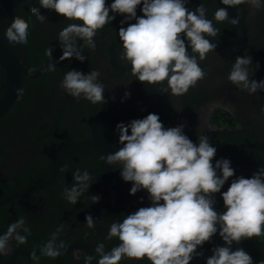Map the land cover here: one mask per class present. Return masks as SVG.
Instances as JSON below:
<instances>
[{"label":"flooded vegetation","instance_id":"flooded-vegetation-1","mask_svg":"<svg viewBox=\"0 0 264 264\" xmlns=\"http://www.w3.org/2000/svg\"><path fill=\"white\" fill-rule=\"evenodd\" d=\"M107 2L110 5L113 0ZM259 2L264 6V0ZM201 3L207 8V18L219 29L217 37L206 38L218 43V47L199 62L206 73L205 78L181 96L172 95L170 90L165 91L166 81L147 85L136 80L131 74V65L119 59L122 43L118 30L123 16L117 15L111 24L98 31L94 38V50L86 45L82 47V53L86 56L84 62L75 58L59 61L62 50L58 33L69 23L82 22L67 20L53 10L41 8V14L47 17L41 23L30 12L31 7H39V0H27L21 6L10 9L6 17L1 19L0 32L5 41L13 50V46L16 49L23 47L31 54V62L25 63V66L22 64L27 72L22 73L20 97L0 116V194L10 190L0 199L33 184L47 181L52 174L53 177L43 186L15 194L0 203V234L5 233L9 225L21 217L25 220V227L30 229V234L19 230L22 235H27V242L18 244L14 239L11 240L10 252L8 255H0V264H57L56 258L40 255V246L52 239V234L61 225L63 229L58 234L57 244L61 240L65 243L84 242L94 246L103 243L105 251H110L117 238L105 239L111 223L115 221L112 215L109 172L119 212L150 206L146 191L130 195L132 183L125 182L121 177L122 165H108L102 159L104 154L93 143L79 144L59 151L73 141L90 139L92 130L104 114L122 112L145 117L149 113H156L161 116V122L166 128L186 125L184 133L194 143H199L200 135H206L212 146L217 148L215 160L227 158L235 170V176L229 178L221 192L227 191L232 179L241 175L250 178L253 172L264 166V90L249 95L227 79L236 56L250 55L253 58L250 79L264 81V7L255 9L248 3L231 7L223 5L222 0H188L187 7L195 11ZM220 7L233 13L229 15L230 19L238 17L242 26L233 25L228 20L217 22L214 14ZM141 8L142 5L138 6L137 16L143 15ZM16 16L29 23L28 37L31 44L21 45L7 40L5 33ZM78 43L84 44L83 41ZM224 45L230 48L237 45L242 47L231 51L223 48ZM49 47L53 49V60L45 55V49ZM19 59L22 63V59ZM49 63L56 64L55 71L47 70ZM72 69L84 73L99 71L98 79L105 86L107 103L92 104L65 93L60 83L65 73ZM23 74L29 80H23ZM146 88L159 95L161 100L148 96ZM125 92L131 93V97L126 100ZM118 123L121 122L101 123L97 130L100 129L101 134L119 148L116 132ZM85 145H91L98 153L91 148H85L84 152L76 150ZM109 152L111 151L106 154ZM77 166L83 167L82 171L89 172L91 186L74 205L64 198L63 192L74 183L72 174ZM30 180L34 182L14 190L15 182L29 183ZM92 195L100 196L98 203H94ZM141 197L144 198L143 203ZM215 199L217 211H224L221 194H215ZM88 214L93 216L94 228L86 226ZM222 242L217 233L198 251ZM239 247H243L253 257L254 264L264 259V235L243 240L239 245L234 242L232 245L233 250ZM33 250L39 256L38 262L31 258ZM86 255L93 257L91 264H97L99 256L96 250L88 246L62 249L60 264H85ZM211 255L196 264H206V259ZM120 264L151 262L147 258L142 261L124 258Z\"/></svg>","mask_w":264,"mask_h":264},{"label":"clouds","instance_id":"clouds-1","mask_svg":"<svg viewBox=\"0 0 264 264\" xmlns=\"http://www.w3.org/2000/svg\"><path fill=\"white\" fill-rule=\"evenodd\" d=\"M187 3L188 0H113L109 5L107 0H39V7H31L30 12L41 23L47 19L41 8L53 10L67 20L82 22L69 23L58 33L62 50L59 61L75 58L80 62L86 59L82 47L86 45L94 50L98 31L111 24L117 15L123 16L118 30L122 43L119 59L131 65L136 80L147 85L166 81L164 90L181 96L205 78L199 62L218 47V43L206 37H217L219 33L207 18L204 3L195 11ZM243 3L255 9L264 7L259 0H222L223 5L231 7ZM141 5L143 15L137 16ZM214 17L217 22L228 20L233 25L239 24V18L230 19L223 7L216 10ZM29 28L25 19L16 16L5 36L10 43L27 45ZM52 51V47L45 49L50 60H53ZM252 62L250 55H237L227 77L249 95L264 90V81L250 79ZM256 66L259 68L258 63ZM55 67L56 64L49 63L47 70L55 71ZM99 76L97 70L84 73L72 69L65 73L60 87L71 97L105 104V86L99 82ZM130 97L131 93L125 92L124 100ZM185 126L166 128L156 113L116 125L120 147L102 159L108 165L120 163L121 177L132 183L130 195L146 191L151 203L126 215L123 222L111 223L105 239L117 238L119 244L105 251V245L99 243L95 249L99 256L97 264H120L124 258L136 261L147 258L151 264H191L194 258L204 256L198 248L217 233L225 246L214 247L206 264H254L253 257L243 247L233 250L232 245L264 235V166L250 178L241 175L232 179L227 191L221 192L229 178L235 176L231 161L215 160L217 148L209 138L200 135L199 143H194L184 133ZM72 175L74 183L64 189L63 196L75 205L91 186V176L87 170L80 169ZM217 193L223 199L222 212L215 207ZM91 199L98 203L100 196L92 195ZM86 226L95 227L91 214L86 215ZM62 229L63 225L52 234V239L40 246L41 256L61 255L65 242L61 240L57 245V238ZM19 230L30 234L23 217L0 234V255L9 254V242L13 239L18 244L27 242V235ZM31 258L39 261L35 250ZM84 259L85 264H91L93 257L86 255ZM258 264H264V259Z\"/></svg>","mask_w":264,"mask_h":264},{"label":"water","instance_id":"water-1","mask_svg":"<svg viewBox=\"0 0 264 264\" xmlns=\"http://www.w3.org/2000/svg\"><path fill=\"white\" fill-rule=\"evenodd\" d=\"M22 1H25V0H0V21H1L2 17L10 9H12L15 5H17L18 3L22 2ZM229 15H233V13L230 12ZM238 25H239V27L242 26L240 20H239ZM182 35H184V34H182ZM185 42H186V44L188 43L186 36H185ZM216 42H217V40H216ZM240 47H242V45H239V46L237 45L235 47L232 46L231 48L226 47L225 45L223 46V48L231 49V51L236 50ZM188 52H189V54H191V48L190 47L188 48ZM0 66L3 70V74H4V78H5L4 88L0 94V116H2L8 111V109L12 106V104L16 100H18V98L20 97V86H21L22 73L23 72L26 73L27 71L24 68V66L22 65L21 60L19 59V57L17 56L15 51L5 41L1 32H0ZM18 91H19V94H18ZM146 92H147L148 96H153V97L157 98L158 100H161V97L159 95H157L156 93H154L151 89L146 88ZM141 118H143V117L133 115V114L122 113V112H110V113L104 114L103 116H101L99 118L98 122L95 125V128L92 130V137L90 139L73 141L72 143H70L66 147L60 149L59 151L65 150L67 148H70L72 146L79 145V144L93 143L94 145H96L98 147V149L104 155L108 151H111L114 153L119 148L116 147L111 142H109L101 134L100 129L97 130V128L100 127V124L105 123V122L128 123L133 119H141ZM53 160H54V157H53ZM53 167H54V164H53ZM108 175H109L110 192H111L112 199H113L112 215H113V218L115 219V221L123 222V219L125 218L126 215H128V214H130L136 210H126L123 212H119L117 210L116 203L114 200L115 192H114L111 173L109 172ZM52 177H53V174L50 177V179L47 181H43L40 183L33 184L32 186H28L19 192H16V193H13L9 196H6L5 198L0 199V203L3 202L5 199H7V198H9L15 194L22 193V192H24L28 189H31V188L43 186L46 183H48L52 179ZM118 244H119V240L117 239L115 246ZM74 246H82V247L88 246V247H92V248L96 249V246L89 244V243H84V242H68V243H65V248L74 247ZM216 246H225V242L223 241L222 243H220L219 245H216ZM216 246H214V247H216ZM214 247L203 250L202 252L204 253V256L194 258L191 261V264H196L198 261H200L204 257H206L210 254H213L212 249ZM56 262H57V264H60V256L56 258Z\"/></svg>","mask_w":264,"mask_h":264},{"label":"trees","instance_id":"trees-1","mask_svg":"<svg viewBox=\"0 0 264 264\" xmlns=\"http://www.w3.org/2000/svg\"><path fill=\"white\" fill-rule=\"evenodd\" d=\"M25 2H27V0H25V1H22V2H20V3H18L16 6H14L13 8H17V7H19V6H21L22 5V3H25ZM12 8V9H13ZM11 9V10H12ZM10 12V10L7 12V13H9ZM6 13V14H7ZM6 14L2 17V19H4L5 17H6ZM2 28V23L0 24V29ZM35 32H36V30H35ZM34 32V33H35ZM28 44H31V39H29V37H28V43H27V45ZM13 48H14V50H15V52L17 53V55L22 59V64L25 66V63H30L31 62V54L30 53H28L26 50H24V48L23 47H21V46H19L17 49L13 46ZM24 59V60H23ZM24 79H26V80H29V78L28 77H26V75L25 74H23V80ZM4 82H5V78H4V74H3V70H2V68H1V66H0V91L3 89V87H4ZM23 83V82H22ZM24 93H23V88H22V95H23ZM23 102H25V100H23ZM17 104V103H16ZM15 104V105H16ZM14 105V106H15ZM13 108V107H12ZM11 108V109H12ZM85 148H91L92 150H94V151H96L97 153H98V151L96 150V149H94L91 145H85V146H79V147H77L76 148V150H80V151H82V152H84L85 150ZM1 151V150H0ZM75 169H80L81 171L84 169L83 167H81V166H77V167H75ZM15 180V179H14ZM34 181L33 180H30L29 181V183H22V182H15L16 183V185H15V187H14V190H19V189H21V188H23V187H25V186H27V185H30V184H32ZM25 184H27V185H25ZM10 190H7V191H5V192H2L1 194H0V197L1 196H3L4 194H6L7 192H9Z\"/></svg>","mask_w":264,"mask_h":264}]
</instances>
